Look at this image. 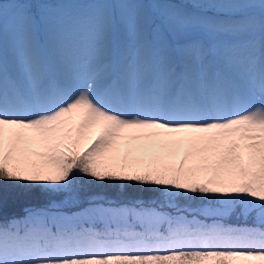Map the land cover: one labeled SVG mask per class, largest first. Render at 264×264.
Masks as SVG:
<instances>
[{
  "label": "snow or ice",
  "instance_id": "snow-or-ice-1",
  "mask_svg": "<svg viewBox=\"0 0 264 264\" xmlns=\"http://www.w3.org/2000/svg\"><path fill=\"white\" fill-rule=\"evenodd\" d=\"M8 3L0 264H264V0ZM10 187L43 203L5 216Z\"/></svg>",
  "mask_w": 264,
  "mask_h": 264
},
{
  "label": "trees",
  "instance_id": "trees-1",
  "mask_svg": "<svg viewBox=\"0 0 264 264\" xmlns=\"http://www.w3.org/2000/svg\"><path fill=\"white\" fill-rule=\"evenodd\" d=\"M94 191L103 192L106 198L112 199L114 202L120 203L124 201H135L137 198L142 200H149L154 196V192L149 189H141L134 185L125 187L120 186H108L98 187ZM43 203L42 200H37L33 196L29 195L26 190L16 187H10L7 197V204L5 208V216H22L24 215V209L28 205ZM193 203H200V201H194ZM83 205V204H81ZM229 222H235V217Z\"/></svg>",
  "mask_w": 264,
  "mask_h": 264
},
{
  "label": "rangeland",
  "instance_id": "rangeland-1",
  "mask_svg": "<svg viewBox=\"0 0 264 264\" xmlns=\"http://www.w3.org/2000/svg\"><path fill=\"white\" fill-rule=\"evenodd\" d=\"M8 2H11V0H0V3L3 4L5 19H7L10 16L11 10L14 7V5H12L11 3H8ZM64 2L65 3H62L59 5V8L65 10L70 15L86 12L91 7L90 4H87V2H89V0H64ZM77 46H79L77 38L70 34L69 37L65 41H63L62 44L60 45L59 56H62V59L64 61H65V59H64L65 56H69V58L74 57L75 54H77L78 52L81 51V50L77 51V49H76ZM71 47H73L76 51L70 50ZM107 199L114 206H118L120 204L132 203L131 201H124V202L117 203V202H114L112 199H109V198H107ZM138 199H140V198H137L136 200H138ZM140 200H142V199H140ZM82 206L83 205H81V207ZM28 207H29V205H28ZM70 210L74 211L75 209L72 208ZM96 211H97V219H103L105 209L101 208V209H97Z\"/></svg>",
  "mask_w": 264,
  "mask_h": 264
},
{
  "label": "bare ground",
  "instance_id": "bare-ground-1",
  "mask_svg": "<svg viewBox=\"0 0 264 264\" xmlns=\"http://www.w3.org/2000/svg\"><path fill=\"white\" fill-rule=\"evenodd\" d=\"M76 49H77V51H79V50H80V47L77 46ZM70 50H74V51H76L73 47H71ZM80 54H81V51L78 52L77 54H75L74 57L69 58V56H65L64 59H65L66 62L71 63V62H72L73 60H75ZM60 57L62 58V56H60Z\"/></svg>",
  "mask_w": 264,
  "mask_h": 264
}]
</instances>
